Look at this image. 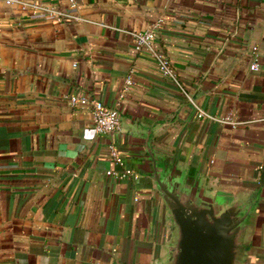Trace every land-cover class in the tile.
<instances>
[{
  "label": "crops",
  "instance_id": "crops-1",
  "mask_svg": "<svg viewBox=\"0 0 264 264\" xmlns=\"http://www.w3.org/2000/svg\"><path fill=\"white\" fill-rule=\"evenodd\" d=\"M75 10L84 19L59 22L0 0V264L165 263L175 231L153 158L219 209L249 208L240 264H264V0ZM157 19L154 46L182 88L134 49L131 32ZM71 93L116 105L120 128L97 132ZM109 143L136 176L106 174L122 168Z\"/></svg>",
  "mask_w": 264,
  "mask_h": 264
},
{
  "label": "water",
  "instance_id": "water-1",
  "mask_svg": "<svg viewBox=\"0 0 264 264\" xmlns=\"http://www.w3.org/2000/svg\"><path fill=\"white\" fill-rule=\"evenodd\" d=\"M152 160V176L175 231L163 264H240L249 208L235 202L219 209Z\"/></svg>",
  "mask_w": 264,
  "mask_h": 264
},
{
  "label": "built area",
  "instance_id": "built-area-1",
  "mask_svg": "<svg viewBox=\"0 0 264 264\" xmlns=\"http://www.w3.org/2000/svg\"><path fill=\"white\" fill-rule=\"evenodd\" d=\"M70 8H63L51 2H46L43 0H4L7 4H20L24 8L30 9L33 12L41 13L47 17L54 18L55 20L61 22L64 18H72L76 20L84 19L79 13L76 12V0H68ZM159 25V20L153 21L149 27L142 30L132 31L134 37V49L137 51H146L154 56L157 61L159 71L171 78L177 85L182 88L177 78V74L173 65L170 61L163 55L161 51L155 48V28ZM74 64V63H73ZM250 69H257L258 62L256 58L249 64ZM132 70L130 69L128 74L124 79V86L119 92V97H123L125 92L128 90L129 86L132 84ZM66 100L71 105H88L90 107L91 119L94 129L100 133H107L110 131L118 130L121 125L120 114L116 105H106L103 101L99 99H89L84 95L77 94H67L65 95ZM209 116V114L198 108L197 116ZM211 116V115H210ZM212 117V116H211ZM214 118L220 121L231 122L228 118ZM107 151L109 156L122 168L120 170L107 169L106 174L112 175L116 178H122L127 174L137 175L135 170L129 166H125L121 160L118 150L113 143L107 145Z\"/></svg>",
  "mask_w": 264,
  "mask_h": 264
}]
</instances>
